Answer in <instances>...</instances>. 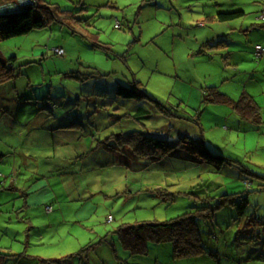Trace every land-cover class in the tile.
<instances>
[{"label": "rangeland", "instance_id": "obj_1", "mask_svg": "<svg viewBox=\"0 0 264 264\" xmlns=\"http://www.w3.org/2000/svg\"><path fill=\"white\" fill-rule=\"evenodd\" d=\"M79 2L85 33L61 18L0 42L1 57L17 59L14 80L0 87V264H80V255L62 259L84 249L94 264H264V52L256 50L261 60L254 55L256 44L264 47V0H41L76 10ZM232 10L246 15L218 20ZM96 40L103 48L89 46ZM222 40L226 49H204ZM59 47L62 57L54 53ZM134 79L189 119L180 121L181 134L205 138L215 153L247 168L114 150L108 142L136 125L128 109L140 104L118 97L113 83ZM211 86L231 97L246 91L262 123L239 122L232 108L203 102L202 87ZM47 95L56 112L42 109ZM59 111L65 128L54 122L47 130V118ZM164 116L160 126L180 128ZM158 123L146 133L161 135ZM246 169L263 173L251 190L241 183L253 178ZM185 213L196 217L197 256L176 258L171 243L157 242L161 233L138 229ZM119 236H130L131 249Z\"/></svg>", "mask_w": 264, "mask_h": 264}, {"label": "trees", "instance_id": "obj_2", "mask_svg": "<svg viewBox=\"0 0 264 264\" xmlns=\"http://www.w3.org/2000/svg\"><path fill=\"white\" fill-rule=\"evenodd\" d=\"M5 1L8 2L10 0H0V42L13 37L26 35L35 29L44 28L52 20L61 18H63V20L65 19L64 22L72 20L76 21L77 23H80L81 26L77 32L85 33V31L82 29V22H86L88 18L83 17V13L86 11V7L81 2H79L78 4V10H76L75 7L70 9H60L58 6L48 7L46 5H43L41 3V0H23L22 2L19 1L17 3L11 4L8 7H1L5 6L3 5ZM245 15L246 13L244 11L232 10L219 12L217 18L219 21L230 22L239 17H244ZM259 18L260 15H258V19ZM115 27L119 28V25L116 24ZM70 28L72 30L77 29L73 25L70 26ZM243 31L247 32V30L242 29L241 32ZM225 42L227 43V41L222 40L218 41L219 45H205L204 49H220L222 47V49H226L228 45L226 46L225 44H222ZM101 45L102 44L98 40H96V43H89V46L93 49L103 48ZM257 46L262 45H255L254 55L256 54ZM59 49L63 48L59 47ZM203 51L204 50H201L200 53H203ZM54 53L55 55H57L55 50ZM231 53L232 52L227 54L230 55ZM64 54L65 51L62 55L57 56L62 57ZM223 58L226 59L225 57ZM255 58L257 60L262 59L257 58L256 55ZM12 59L13 58L5 59L3 56L1 57L0 55V87L4 84L12 82L15 78V69L13 63H15L17 59ZM113 85L115 87L116 95L118 97L126 100L127 103L134 104L137 102L140 104V106L136 110H134L132 107L128 109L130 112V117L136 121V125L130 124L131 129L128 132L112 135L111 140L108 142V145L114 146L113 149L116 150L118 153H125L126 151H131L134 155L147 157L148 159L153 161L158 159L166 160L178 158L183 160V162L185 163H192L194 161L199 163L201 159H205L207 163L209 162V164L217 162V164H220L219 168H221L225 163H234L231 165H235V167L240 168H247L245 165H243V163H239L232 157H227L222 153H215V149H211V147L207 146L205 138V141L203 139L201 141L199 138L194 141L192 135H188L186 130V135L181 134V122H189V119L182 115L174 113L161 101H157L153 95L149 93L147 94L144 88H142L143 84L141 82L134 79L132 82L125 84L116 80ZM202 91L203 102L216 106H225L232 108V110L236 111L235 117L239 118V122L241 120H248L252 124L262 123L260 106L251 95L246 93V91L242 92L239 96L234 97H231V94L229 95L228 93H222L217 86H211L206 88L202 87ZM40 102L42 103L41 107L43 110L49 112H56L57 106L50 99L49 95L44 96L40 100ZM168 114H170V116L173 115L175 119H178L180 128H177L175 124H171L167 127L163 125L160 126V119L164 117L166 118L167 116L164 115ZM65 116L66 114L64 115L62 111H59L55 118H47L48 122L46 123L45 128L51 131L55 130L54 122L57 123V129L61 127L65 128V119L67 118ZM152 120H154L155 122H159L158 125L163 130V133H161V135H158L156 133H146L145 130L146 128H148L149 125H151L150 122ZM72 124L78 125L76 122ZM156 125H154L155 128L157 127ZM233 127L238 128L239 124L237 123ZM173 128H176L175 133H172ZM175 142L177 143L174 144ZM5 156L6 155L0 150V160H2V158H4ZM246 170L249 175L251 174V176H253V178L242 179L241 183L243 184L246 190H251L255 184L254 179L263 178V173L258 170L254 172H249L248 169ZM212 175L216 176V173L212 172ZM233 196L235 195H225L224 197L228 198ZM241 199L244 202L240 204L239 209L236 211L242 220L246 215L244 209L245 205L243 204L246 203L247 198L244 196ZM193 215V213H185L182 216H179L163 223H144L139 226L138 229L140 230L142 228H148L152 229V231L155 233H161L160 238H158L157 242L171 243L173 247V254L176 258L185 259L192 256H197L202 253V247L200 243L201 238L199 237L198 227L196 224V217ZM132 231H136V228L130 226L128 228L129 234H132ZM117 233H119L120 235L122 233V229H119ZM119 238L122 241V245L124 247L127 248L129 246L131 249L130 236H119ZM84 251H87V249L82 250L81 254L78 253L76 255H69L63 258L62 261L65 259H73V257L80 255V264H94L93 262H91V257L85 255ZM85 256L88 257L85 258ZM45 261L52 263L60 262V260L49 259ZM72 264L75 263L72 262Z\"/></svg>", "mask_w": 264, "mask_h": 264}, {"label": "built area", "instance_id": "obj_3", "mask_svg": "<svg viewBox=\"0 0 264 264\" xmlns=\"http://www.w3.org/2000/svg\"><path fill=\"white\" fill-rule=\"evenodd\" d=\"M256 50L258 51V53H263V52H264V49H263V47H261V46H257V47H256ZM63 53H64L63 49H60V51L58 52L57 55H62ZM263 55H264V54H263Z\"/></svg>", "mask_w": 264, "mask_h": 264}, {"label": "crops", "instance_id": "obj_4", "mask_svg": "<svg viewBox=\"0 0 264 264\" xmlns=\"http://www.w3.org/2000/svg\"><path fill=\"white\" fill-rule=\"evenodd\" d=\"M226 128L228 129V127H226ZM28 133H30V131Z\"/></svg>", "mask_w": 264, "mask_h": 264}]
</instances>
